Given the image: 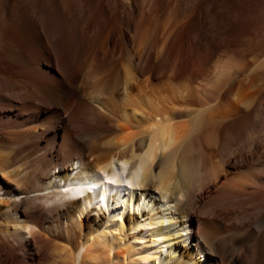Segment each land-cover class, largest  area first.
<instances>
[{
    "label": "bare ground",
    "instance_id": "obj_1",
    "mask_svg": "<svg viewBox=\"0 0 264 264\" xmlns=\"http://www.w3.org/2000/svg\"><path fill=\"white\" fill-rule=\"evenodd\" d=\"M201 7L0 0V264H264V28L204 75Z\"/></svg>",
    "mask_w": 264,
    "mask_h": 264
},
{
    "label": "rangeland",
    "instance_id": "obj_2",
    "mask_svg": "<svg viewBox=\"0 0 264 264\" xmlns=\"http://www.w3.org/2000/svg\"><path fill=\"white\" fill-rule=\"evenodd\" d=\"M186 1L189 3L191 0H186ZM219 1H221L222 6H223L224 9L227 10V9L231 8L230 7L231 6L230 0H219ZM211 2H212V0H199L200 6L202 5L201 8H202V15H203L202 16L203 19L201 21V25L203 24L201 26V33H202L201 34V39H202V41H200L201 40L200 39L199 40L200 43L196 42L195 39H194V34L192 33L193 30L191 28L192 26H191V22L190 21H189L190 23L188 25V32H189L188 33V37H190L189 39L191 40V43H192L191 48L192 49L195 48V50L193 49V51H192V49L189 48L190 46L188 47L192 51V55H191L190 54L191 51L189 49L187 50V55H189L188 56L189 57L188 59H189V61L191 59H192L191 61H193V59H194V57H193L194 56V54H193L194 51H198V53L201 52V53H199V56L202 55L201 56L202 57L201 63L203 62L202 63L203 65H201V72L204 75H207L210 72L214 61L218 57H221L222 56L221 55L222 54L221 52H218V51L215 52L211 48V42L217 40V38H218V31L221 29V27H223V26L226 25L224 29H225V32H226V36L230 40L237 41L239 43L242 41L241 43H244V44H248L251 40H255L256 41L257 38L259 37V35L261 34L262 30H263L262 28H264L263 27V25H264V10H263L264 9V0H241V2L239 4H236V5H233L232 6V7H234V9L232 8L233 9V12H232L231 15L227 14L226 10L220 11L219 14L220 13L222 14V15L221 14L220 15L222 17L223 22H225L223 24H221L218 20H214V17L211 16L213 14L211 12V8H210V5H209ZM253 2L254 3L257 2L259 6H255V8L254 7L250 8L248 5H251ZM235 7H237V8L235 9ZM247 8H249L250 10L247 9ZM186 14H187V18H189L190 17L189 16L190 13L187 12ZM225 16H227L228 19ZM230 17H231L232 20L230 19ZM211 20H212V22H211ZM199 47H200V49H199ZM242 49L247 50L248 48L244 46V47H242ZM188 51L190 53H188ZM249 51L250 50L248 49L247 54H246V57H247V60L248 61H251V59H252L253 56L251 54V51L250 52ZM219 54L221 56H218ZM191 56H192V58H191ZM259 79H260V81L264 82V73H263V75H261V77H259ZM263 85H264V83H263ZM64 116L65 115H63L62 117H64ZM65 119H66V117H65ZM218 196L219 195L216 192H214V193L213 192L212 193H206L205 194V197L202 199V201L199 204V208L195 211V212H197L195 214H198V216H199V214H200V212H199L200 210L199 209H201L202 205L206 206V203H207L208 200H211L212 198L213 199L214 198L217 199ZM218 211L219 210H216L215 213L217 212V214L218 213L220 214L221 212L220 211L218 212ZM215 213H214V215H215ZM194 227L197 230L199 229V224L196 221V219H194ZM21 256L22 255H20V257ZM23 257H29V254H27V253L24 254L23 253Z\"/></svg>",
    "mask_w": 264,
    "mask_h": 264
}]
</instances>
